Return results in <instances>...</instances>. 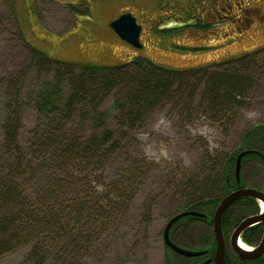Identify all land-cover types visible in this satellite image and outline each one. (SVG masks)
I'll use <instances>...</instances> for the list:
<instances>
[{
	"label": "rangeland",
	"instance_id": "rangeland-1",
	"mask_svg": "<svg viewBox=\"0 0 264 264\" xmlns=\"http://www.w3.org/2000/svg\"><path fill=\"white\" fill-rule=\"evenodd\" d=\"M123 13H130L141 26V47L121 39L110 26ZM193 17L207 21V26H184L193 23ZM172 26L177 28L163 29ZM25 43L52 60L74 64L75 74L83 64L119 65L134 56L166 69L202 68L204 75L226 61L251 57L252 66L259 70L256 67L239 105L228 109L224 118L193 101L190 92L199 93L205 79L197 73L185 86L186 93L176 81L171 97L143 108L141 119L130 125L113 107L114 98L123 95L121 88L94 86V80L84 84L57 62H29L31 51ZM72 81L92 94L71 92ZM45 83L61 101L72 97L62 115L49 109L41 113L38 95ZM249 112L254 115H246ZM13 115L17 148L28 157L47 156L36 135L42 119L51 125L52 142L58 141L63 121L69 135L78 139L106 129L120 141L97 162L75 165L80 180L105 190L113 185L125 188L129 198L120 208L125 213L112 222L85 264H166L169 247L163 241V228L181 206L186 178L205 177L210 157L220 156L214 166L217 172L222 156L239 146L243 130L264 122V0H0V171L9 155L4 123ZM205 124L214 129L211 142L196 131ZM242 165L245 183L264 192L263 165L252 156ZM40 177L44 179L37 170L35 177L29 173L19 182L31 195L30 187L35 181L39 185ZM203 230L207 229L199 220L180 222L171 228L170 236L186 247L198 244ZM28 249L20 246L2 253L0 264H19ZM226 250L230 252L228 246Z\"/></svg>",
	"mask_w": 264,
	"mask_h": 264
},
{
	"label": "trees",
	"instance_id": "trees-1",
	"mask_svg": "<svg viewBox=\"0 0 264 264\" xmlns=\"http://www.w3.org/2000/svg\"><path fill=\"white\" fill-rule=\"evenodd\" d=\"M26 45L29 53L31 51L29 62L36 64L57 62L75 74L74 64L52 60ZM253 62L251 57H242L237 58L236 62L218 63L214 71L204 75L202 68L166 69L146 57L134 56L119 65L83 64L79 73L75 75L84 84V80L91 82L94 80L96 81L94 86L102 83L107 89L121 88L123 95L114 98L113 107L117 108L124 124L132 125L141 119L140 111L143 108L154 106L163 98L171 97L176 81H178L177 88L181 89L188 86L191 77L197 73L205 79L201 92L196 93V89L190 92L193 101L195 98L197 106H203L201 108L205 110H207L204 106L206 104L210 107L207 111L216 117H226L228 109L239 105L240 97H243L245 89L254 78L256 67V71L259 70L255 64L254 67L252 66ZM181 80L185 83L180 82ZM71 84V92L85 94L90 92L83 86L79 88L78 81H72ZM183 92L186 93V87ZM95 94L93 93V96ZM190 96L188 99L186 96L187 104L192 103ZM71 98L70 96L69 99L61 101L56 91L51 90L45 83L38 95L39 109L42 114L49 109L54 115H62L71 105ZM99 113L102 114L101 111ZM42 116L46 118V115ZM100 117L97 115L95 118L100 119ZM15 121L16 116L12 119L8 116V121L4 123L5 138L8 140L6 150L9 155L0 171V255L20 246H28L27 254L19 264H45L51 260H54V264H85L96 243L106 237L112 222L125 213L120 208L124 200L129 198L125 188L120 189L113 185L111 190L102 188L98 191L97 187L90 185V181L80 180L75 173V165L78 162L86 164L97 162L105 152L110 151L109 148H114L120 141L110 136L106 129L100 134L95 133L86 139H78L69 135L68 127L63 121L61 128L57 130L58 141L52 142L51 125L42 119L40 124L43 127L36 130V135H38V146H46L47 156L28 157L17 148ZM44 121L47 127L44 126ZM12 144L15 145V149ZM245 148L264 153V122L243 130L239 146L222 156L217 172L214 166L220 156L210 157L211 163L208 165L205 177L186 178L182 188L187 192L183 196L181 206L174 214L184 210H197L207 216L212 215L219 200L231 189L236 188L235 161L239 151ZM252 157L259 161L256 157ZM37 170L42 173L44 179L40 177L39 185L36 181L31 185L33 194L29 195L19 180L24 175L27 178L29 173L35 177ZM81 171L78 170V173ZM130 171L129 173L132 174ZM241 171L244 173L243 167ZM244 178H247L245 173ZM254 187L260 189L259 186ZM257 209L253 198H246L238 211H236V201L232 202L224 211L221 221L223 228L226 221L227 225H230L236 222L238 217L255 213ZM196 220L199 219L188 216L177 223L179 225L180 222ZM212 240L211 231L203 230L198 236L196 245L204 246L194 249H207L208 252L207 247ZM173 241L180 245L179 242ZM186 247L190 248V245ZM167 249L169 252L166 255V264H198L199 262L198 258L183 256Z\"/></svg>",
	"mask_w": 264,
	"mask_h": 264
},
{
	"label": "water",
	"instance_id": "water-1",
	"mask_svg": "<svg viewBox=\"0 0 264 264\" xmlns=\"http://www.w3.org/2000/svg\"><path fill=\"white\" fill-rule=\"evenodd\" d=\"M110 26L112 29L119 35V37L125 40L127 43L135 46L141 47V43L139 41V33H140V25L137 24L135 18L130 13H123L119 15L117 18L111 21ZM248 156L256 157L260 163L264 166V153L255 150V149H242L239 151L236 157L235 166H234V177L235 181L239 184L241 181V166L242 160ZM252 197L262 204V211L258 214L248 216L244 218L240 224L235 227L230 235V242L232 246L237 250V252L242 255L244 258H256L259 256L260 251L257 250L254 252H248L243 248L236 246L237 236L240 231L244 228L253 225L255 223L264 221V192L254 187H244L240 189L232 190L231 192L224 195L218 202L215 211L212 217L207 216L204 212L197 210H184L172 215L166 222L163 228V241L167 247H169L173 252L178 253L187 257H196L203 255L207 249H190L183 247L177 243H175L171 236L170 230L171 228L181 219H184L188 216H193L198 218L199 220L208 221L212 218V229L216 240V248L214 254V263L215 264H226L224 258V237L221 229V220L224 210L230 205L236 198L238 197ZM264 243V237L262 239L261 244ZM258 252V253H257Z\"/></svg>",
	"mask_w": 264,
	"mask_h": 264
},
{
	"label": "flooded vegetation",
	"instance_id": "flooded-vegetation-1",
	"mask_svg": "<svg viewBox=\"0 0 264 264\" xmlns=\"http://www.w3.org/2000/svg\"><path fill=\"white\" fill-rule=\"evenodd\" d=\"M192 20H193V23L185 22L184 26H190V24H193V26H195L196 28H202V27H206L207 25H205V24L208 23L207 21H205L206 23H201L197 20V18H194V17L192 18ZM34 24L36 26H38V24H36L35 21H34ZM167 28L174 29L171 27H166L163 29H167ZM140 32H141V29H140ZM242 164H243V162H242ZM242 167H243V165H242ZM245 182H246V180L244 178V173L241 171V181L239 182V184L236 182V188L231 189L229 192H231L232 190H235V189L237 190V189L244 188V187H253V186H251V184L248 185ZM246 198H252V197L244 196V197H238V198H236V200H234V201H236V211H238L240 209L241 204L246 201ZM255 203H256L257 207L258 206L260 207L261 202H259L258 200L255 199ZM261 211H262V207L257 209V211L255 213L246 214L243 217H238L236 219V222H233L230 225H227V221H226L224 228H223V224L221 223L222 234L224 237V258H225L226 264H264V243L261 244L262 239L264 237V221L255 223L253 225H250V226L244 228L242 231L239 232V234L237 236V241L239 242V244L241 245V243H242L249 248V249L243 248L244 250H247L248 252H253V251L255 252L256 248L259 247L257 249L260 251L258 257H256V258H244V257H242V255H240L237 252V250H235V248L232 246V244L230 242V235H231L232 231L235 229V227L237 228V226L240 224V222L244 218L251 216V215L258 214ZM223 214H224V212H223ZM212 215H210V217H212ZM222 217H223V215H222ZM199 221L203 222L205 224V227L211 231V233L213 235V240L211 241V243L207 247L209 250L208 252H205L203 255H200L198 257L197 256L196 257L194 256V257L199 259L198 264H215L214 263V254H215V248H216V240H215V236H214L213 229H212V218H210V223H208V221H204V220H199ZM239 244L236 243V246H239ZM203 246L204 245H195V246L191 245L190 249L191 248H203ZM226 246H228L230 252H227ZM239 247H241V246H239Z\"/></svg>",
	"mask_w": 264,
	"mask_h": 264
},
{
	"label": "clouds",
	"instance_id": "clouds-1",
	"mask_svg": "<svg viewBox=\"0 0 264 264\" xmlns=\"http://www.w3.org/2000/svg\"><path fill=\"white\" fill-rule=\"evenodd\" d=\"M246 115L252 116V115H254V113L249 112ZM196 131H198L199 134L206 136L209 139V142H211V140L213 138V134H214V129L211 126L205 124L201 128L196 129ZM102 188H103L102 185H97L98 191L102 190Z\"/></svg>",
	"mask_w": 264,
	"mask_h": 264
},
{
	"label": "bare ground",
	"instance_id": "bare-ground-1",
	"mask_svg": "<svg viewBox=\"0 0 264 264\" xmlns=\"http://www.w3.org/2000/svg\"><path fill=\"white\" fill-rule=\"evenodd\" d=\"M123 98V97H122ZM239 243V242H238ZM240 245V244H239ZM242 248H244V249H249L248 247H245V245L244 244H242L241 243V245H240Z\"/></svg>",
	"mask_w": 264,
	"mask_h": 264
}]
</instances>
